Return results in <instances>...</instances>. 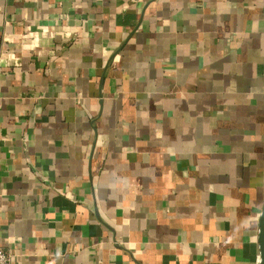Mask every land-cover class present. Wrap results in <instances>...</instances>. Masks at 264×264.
<instances>
[{
    "label": "crops",
    "instance_id": "1",
    "mask_svg": "<svg viewBox=\"0 0 264 264\" xmlns=\"http://www.w3.org/2000/svg\"><path fill=\"white\" fill-rule=\"evenodd\" d=\"M264 0H0L11 264H257Z\"/></svg>",
    "mask_w": 264,
    "mask_h": 264
},
{
    "label": "water",
    "instance_id": "2",
    "mask_svg": "<svg viewBox=\"0 0 264 264\" xmlns=\"http://www.w3.org/2000/svg\"><path fill=\"white\" fill-rule=\"evenodd\" d=\"M259 262L257 264H264V204L258 222V237Z\"/></svg>",
    "mask_w": 264,
    "mask_h": 264
},
{
    "label": "built area",
    "instance_id": "3",
    "mask_svg": "<svg viewBox=\"0 0 264 264\" xmlns=\"http://www.w3.org/2000/svg\"><path fill=\"white\" fill-rule=\"evenodd\" d=\"M0 264H11V258L0 249Z\"/></svg>",
    "mask_w": 264,
    "mask_h": 264
}]
</instances>
